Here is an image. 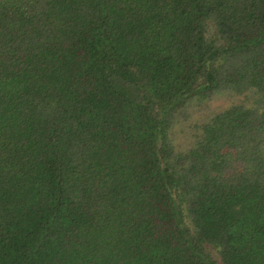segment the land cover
I'll use <instances>...</instances> for the list:
<instances>
[{
	"label": "trees",
	"instance_id": "trees-1",
	"mask_svg": "<svg viewBox=\"0 0 264 264\" xmlns=\"http://www.w3.org/2000/svg\"><path fill=\"white\" fill-rule=\"evenodd\" d=\"M0 264H264V0H0Z\"/></svg>",
	"mask_w": 264,
	"mask_h": 264
}]
</instances>
